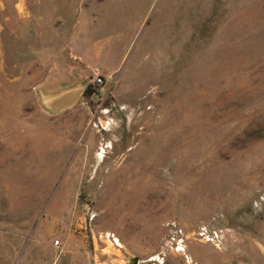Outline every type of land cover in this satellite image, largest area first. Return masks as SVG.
Wrapping results in <instances>:
<instances>
[{"label": "rangeland", "instance_id": "374dc122", "mask_svg": "<svg viewBox=\"0 0 264 264\" xmlns=\"http://www.w3.org/2000/svg\"><path fill=\"white\" fill-rule=\"evenodd\" d=\"M135 257L264 264V0H0V264Z\"/></svg>", "mask_w": 264, "mask_h": 264}, {"label": "crops", "instance_id": "0c3cea01", "mask_svg": "<svg viewBox=\"0 0 264 264\" xmlns=\"http://www.w3.org/2000/svg\"><path fill=\"white\" fill-rule=\"evenodd\" d=\"M101 70L106 78L112 74ZM89 77L90 69L77 61L68 63L62 71L46 73L37 85L42 108L50 113H59L74 107L85 96Z\"/></svg>", "mask_w": 264, "mask_h": 264}, {"label": "built area", "instance_id": "2783aa9c", "mask_svg": "<svg viewBox=\"0 0 264 264\" xmlns=\"http://www.w3.org/2000/svg\"><path fill=\"white\" fill-rule=\"evenodd\" d=\"M106 81L107 78L104 76L99 66L91 67L88 87L92 85V93L90 97L97 103H103L107 99L108 93L104 89Z\"/></svg>", "mask_w": 264, "mask_h": 264}, {"label": "water", "instance_id": "95a60500", "mask_svg": "<svg viewBox=\"0 0 264 264\" xmlns=\"http://www.w3.org/2000/svg\"><path fill=\"white\" fill-rule=\"evenodd\" d=\"M87 88H88V83L86 84V90H87ZM138 258L137 257H135V258H131L130 259V263L131 264H137L138 263Z\"/></svg>", "mask_w": 264, "mask_h": 264}, {"label": "trees", "instance_id": "16d2710c", "mask_svg": "<svg viewBox=\"0 0 264 264\" xmlns=\"http://www.w3.org/2000/svg\"><path fill=\"white\" fill-rule=\"evenodd\" d=\"M91 93H92V85H90V86L87 88V90H86V92H85V96H90Z\"/></svg>", "mask_w": 264, "mask_h": 264}]
</instances>
